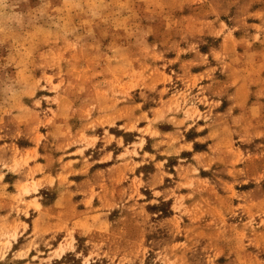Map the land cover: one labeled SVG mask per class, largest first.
Instances as JSON below:
<instances>
[{
	"label": "rangeland",
	"instance_id": "1",
	"mask_svg": "<svg viewBox=\"0 0 264 264\" xmlns=\"http://www.w3.org/2000/svg\"><path fill=\"white\" fill-rule=\"evenodd\" d=\"M0 264H264V0H0Z\"/></svg>",
	"mask_w": 264,
	"mask_h": 264
}]
</instances>
